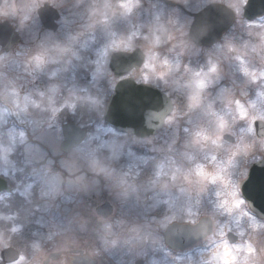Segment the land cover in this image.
<instances>
[{
	"label": "clouds",
	"instance_id": "1",
	"mask_svg": "<svg viewBox=\"0 0 264 264\" xmlns=\"http://www.w3.org/2000/svg\"><path fill=\"white\" fill-rule=\"evenodd\" d=\"M257 172L264 0H0V264H264Z\"/></svg>",
	"mask_w": 264,
	"mask_h": 264
},
{
	"label": "flooded vegetation",
	"instance_id": "2",
	"mask_svg": "<svg viewBox=\"0 0 264 264\" xmlns=\"http://www.w3.org/2000/svg\"><path fill=\"white\" fill-rule=\"evenodd\" d=\"M253 180H254V185L257 186V187L259 186V184H260L261 181H262V180L258 179V177H254ZM253 194L256 196V198H257V200H258V202H259V201H260V194H259V192L256 191V192H254Z\"/></svg>",
	"mask_w": 264,
	"mask_h": 264
},
{
	"label": "water",
	"instance_id": "3",
	"mask_svg": "<svg viewBox=\"0 0 264 264\" xmlns=\"http://www.w3.org/2000/svg\"><path fill=\"white\" fill-rule=\"evenodd\" d=\"M254 177H258V179H260V180L264 179V177H262L259 172L255 173Z\"/></svg>",
	"mask_w": 264,
	"mask_h": 264
}]
</instances>
